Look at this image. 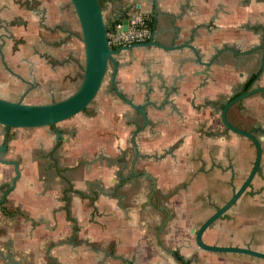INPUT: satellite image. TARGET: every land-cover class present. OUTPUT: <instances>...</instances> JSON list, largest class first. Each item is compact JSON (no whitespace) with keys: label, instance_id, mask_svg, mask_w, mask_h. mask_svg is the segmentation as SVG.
Segmentation results:
<instances>
[{"label":"crops","instance_id":"crops-1","mask_svg":"<svg viewBox=\"0 0 264 264\" xmlns=\"http://www.w3.org/2000/svg\"><path fill=\"white\" fill-rule=\"evenodd\" d=\"M1 2L8 9L0 10V20L18 14L26 23L8 25L22 39L14 53L10 42L4 48L0 96L15 100L24 87L21 97L29 103L70 94L84 63L70 0ZM100 5L108 24L133 7L144 12L153 37L167 47L136 46L116 56L117 86L142 111L113 90L109 75L83 110L56 123L62 142L52 157L70 186L49 157L50 126L10 128L0 158L18 160L20 175L8 189L15 167L0 161V264H161L160 206L173 218H207L254 162V143L227 128L220 110L251 74L257 76L250 87L264 86V0ZM190 46L200 63L190 60ZM9 68L15 76L6 75ZM6 80L12 84L3 86ZM227 118L260 138V167L203 239L264 251V92L231 105ZM3 130L0 124V143ZM173 218L162 233L168 242ZM181 225L180 232L191 233V224Z\"/></svg>","mask_w":264,"mask_h":264},{"label":"water","instance_id":"water-1","mask_svg":"<svg viewBox=\"0 0 264 264\" xmlns=\"http://www.w3.org/2000/svg\"><path fill=\"white\" fill-rule=\"evenodd\" d=\"M73 5L74 11L78 18L81 38L84 49V65L82 78L75 90L70 94L50 102L43 103H29L23 101L22 97L16 100L4 98L0 96V124L6 127H35L44 125H54L57 122L66 119L77 112L83 110L97 94L106 74L110 73V82L114 91L123 98L127 103L136 109L142 111V105L132 102L130 98L124 95L118 88L115 76L120 62L117 60V55L124 50H131L136 46H163L167 47L161 42L157 41L153 36L147 41L133 42L131 44L120 45L112 47L109 44L107 31L110 24L104 19L100 0H70ZM127 28V24L123 25V29ZM194 51L195 57H190L191 61L200 63V54L197 49L190 46ZM208 67L209 62H204ZM207 68L203 71L207 73ZM256 92H264V86L256 85L247 89L241 90L237 94L230 97L221 107L220 117L223 124L230 130L249 138L255 145L256 154L250 171L247 176L236 188L232 195L221 205L218 206L213 213L205 218L197 228L191 227V232L194 233V240L196 244L205 250L214 252H237L243 253L264 259V251L254 249L249 246L239 245H221L214 243H207L202 239V234L206 228L211 226L241 195L245 188L250 184L255 173L259 170L262 146L260 138L254 133V130L244 129L232 124L227 118V111L231 105L239 100L244 99ZM56 136L60 138L61 134L57 131ZM59 140H57V144ZM56 145L53 147L55 148ZM6 148V140L0 145V152ZM53 150V149H52ZM53 158V157H52ZM1 160V159H0ZM4 161V160H1ZM53 165L58 174L66 179L70 186L68 177L60 173L56 159L53 158ZM15 167V174L11 179V184L8 189H11L17 178L20 175L18 162L15 160L10 161ZM162 207V206H161ZM165 209V208H164ZM168 214L157 227V240L160 248L166 252L173 254L175 249L166 244L162 237L163 228L169 219ZM208 264H239V263H208Z\"/></svg>","mask_w":264,"mask_h":264},{"label":"rangeland","instance_id":"rangeland-1","mask_svg":"<svg viewBox=\"0 0 264 264\" xmlns=\"http://www.w3.org/2000/svg\"><path fill=\"white\" fill-rule=\"evenodd\" d=\"M108 77L109 74H106L103 81L104 84L107 83ZM188 212H191V210H188ZM204 219H205V215L194 218H186V219L181 217L173 218L172 224L169 225V227H167V230L168 229L171 230L169 242L165 239L163 234L165 243H167L170 246L178 247L179 253L183 256V259L184 260L188 259L187 260L188 264H208V263L264 264L263 258H259L243 253L214 252L210 250H205L203 248H200L198 245H196L194 241L193 233L184 234L180 232V230L182 229L181 224L188 222L193 227H198ZM158 252H159L158 255L162 257L161 264H187L184 260H179L178 258L174 257L172 254L166 252L163 249Z\"/></svg>","mask_w":264,"mask_h":264},{"label":"flooded vegetation","instance_id":"flooded-vegetation-1","mask_svg":"<svg viewBox=\"0 0 264 264\" xmlns=\"http://www.w3.org/2000/svg\"><path fill=\"white\" fill-rule=\"evenodd\" d=\"M133 8H136V7H133ZM3 9H8L7 7H6V3H0V10L2 11ZM26 22H25V20L24 19H22L21 18V16L20 15H18V14H13L12 15V17L10 18V19H8V20H0V70L2 71V70H5V68L3 67V66H5L7 69H8V66L6 65V61H5V53H4V48L6 47H8V45H9V42H10V47H9V51L11 52V53H14L15 51H17V49H18V43L21 41L20 39H22V38H18V37H16L15 35H14V33L10 30V29H8V25H13V26H15V25H18V24H22V25H24ZM7 26V27H6ZM4 72V71H3ZM6 73V75L7 76H9V77H13V76H15L14 74H13V71H12V69H10L9 68V72H5ZM12 75V76H11ZM109 75H110V73H109ZM20 77V79L21 78H23V77H21V76H19ZM2 81L0 80V84H2L1 83ZM111 83V82H110ZM10 85V84H12V83H10V82H8L7 80L6 81H3V86L4 85ZM10 89H15L14 87L13 88H10ZM114 90V89H113ZM26 92V87H24L23 89H22V92H21V96L24 94ZM21 96H19L17 99H19V98H21ZM9 99V98H8ZM23 99V98H22ZM16 100V99H15ZM64 120V119H63ZM56 124H54V125H47V126H50L53 130H54V133H55V140H54V145L52 146V149H51V152L49 153V157H52V152L61 144V142H62V133L60 132V130L58 129V128H56V126H55ZM3 127H4V130L2 131V136H3V138H2V141H1V143H0V145H2V143H3V141L4 140H6V148H5V150L4 151H6V149H7V146H8V142H9V140H10V132H9V130H10V128H16V127H6V126H4L3 125ZM57 131L58 132H60V134H61V136H60V138H58L57 136H56V134H57ZM57 140H59V143L57 144ZM56 145V147L55 148H53L54 146ZM4 151H2V152H4ZM2 152H0V153H2ZM1 160H4V161H7V162H10V161H13V160H15L16 162H18V160H16V159H13V158H3V157H1L0 158ZM0 160V161H1ZM12 164V163H11ZM18 165H19V162H18ZM162 206V205H161ZM160 206V207H161ZM162 208H163V210H162V218H161V221L168 215V214H170V217H169V219L167 220V222L170 220V219H172L173 218V216H172V213L170 212V211H168L167 210V208L166 207H164V206H162ZM165 208V209H164ZM220 218V217H219ZM160 221V222H161ZM167 222H166V224H167ZM166 224H165V226H166ZM165 226H164V228H163V232H165ZM158 227V226H157ZM194 228H197V227H194ZM206 230V229H205ZM204 230V231H205ZM191 233H193V232H191ZM194 234V233H193ZM204 237H203V234H202V239H203ZM204 240V239H203ZM195 241V240H194ZM206 242V241H205ZM196 243V242H195ZM167 244V243H166ZM197 245V244H196ZM174 249H175V251H174V253L172 254L174 257H176V258H178L179 260H184L183 259V256L179 253V248L178 247H175V246H172ZM162 249V248H161ZM187 260L188 259H185L184 261L187 263ZM188 264V263H187Z\"/></svg>","mask_w":264,"mask_h":264},{"label":"built area","instance_id":"built-area-1","mask_svg":"<svg viewBox=\"0 0 264 264\" xmlns=\"http://www.w3.org/2000/svg\"><path fill=\"white\" fill-rule=\"evenodd\" d=\"M127 28L123 29V25ZM153 36L147 14L133 8L125 12V19L116 20L110 24L107 37L112 47L147 41Z\"/></svg>","mask_w":264,"mask_h":264},{"label":"trees","instance_id":"trees-1","mask_svg":"<svg viewBox=\"0 0 264 264\" xmlns=\"http://www.w3.org/2000/svg\"><path fill=\"white\" fill-rule=\"evenodd\" d=\"M117 20H121V18H119ZM150 24H151V22H150ZM256 76H257V73L251 74L248 77V79L243 83V86H242V89L241 90H244V89L249 88L251 86V84L253 83V81L255 80Z\"/></svg>","mask_w":264,"mask_h":264}]
</instances>
